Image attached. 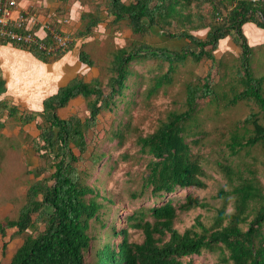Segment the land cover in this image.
Wrapping results in <instances>:
<instances>
[{"label": "trees", "instance_id": "trees-1", "mask_svg": "<svg viewBox=\"0 0 264 264\" xmlns=\"http://www.w3.org/2000/svg\"><path fill=\"white\" fill-rule=\"evenodd\" d=\"M92 4V8L81 12L74 41L55 56L45 54L34 44H12L46 63L56 61L78 40L93 36L95 28L105 21L103 9L109 17L107 26L125 22L137 36L158 28L171 37L187 38L189 43L179 51L155 48L145 42L112 50L106 83L99 76L89 81L76 76L45 98L41 111L21 110L7 99L0 102L9 118L22 127L37 120L39 135L29 141L39 157L36 173L42 175L30 182L17 217L0 220L1 235L16 227L23 239L9 264H86L85 253L95 247L99 233L95 228L99 224L105 229L108 223L111 235L107 231L101 237L102 243L94 250L95 260L89 264H187L185 258L204 250L220 251L224 264H264V184L251 164L247 167L242 162H218L231 186L219 190L223 204L217 208L211 226L198 216L194 224L180 231L175 226L178 210L189 211L206 203L192 194L179 206L172 199H163L179 188L207 186V170L194 156L190 137L197 135L192 128L201 105L199 100L220 101L213 87L214 68L222 69L220 79L233 74L228 79L232 95L224 108L241 101L252 106L230 133L226 142L230 154L238 155L245 149L251 154L253 148L264 150V74L255 72V48L244 31L248 23L264 29V0H100ZM59 16L53 18L57 27ZM204 29V37L194 33ZM228 37L241 48L238 63L228 64L216 56L221 41ZM7 43V39L0 38V44ZM79 57L88 66H95L87 50L81 48ZM150 59L158 60L160 68L167 63V70L154 74L147 87L148 98L173 83L179 66L189 59L195 64L208 60L210 68L203 78L187 83L185 109L170 111L153 132L137 137L140 151L150 158L141 190L133 191L131 197L139 198L149 189L153 203L133 210L127 216L126 227L118 229L116 216H111L116 201L103 190L98 177L78 163L85 159L83 155L91 144L88 132L95 130L100 115L113 112L121 102L128 110L132 99L126 100V91L132 88V76H137L133 64ZM78 96L85 100L88 114L84 118L78 113L61 117L59 109ZM120 135L118 128L114 137ZM103 156L96 151L91 153L94 162ZM232 199L234 209L227 212ZM36 222L44 223V228L30 231ZM129 228L142 230L143 239L130 240Z\"/></svg>", "mask_w": 264, "mask_h": 264}, {"label": "rangeland", "instance_id": "rangeland-1", "mask_svg": "<svg viewBox=\"0 0 264 264\" xmlns=\"http://www.w3.org/2000/svg\"><path fill=\"white\" fill-rule=\"evenodd\" d=\"M41 1L33 0L36 3L34 8H38ZM95 1L100 0H61L57 12L65 17L73 8L78 7V15L83 10L92 8V2ZM103 11L108 24L109 17L105 9ZM77 20H80V18H76L72 23L65 25L66 30H64L72 33L73 36L78 30ZM244 31L249 43L255 48V54L252 57V65L255 67V72L258 75L264 74V29L257 27L254 23H248L244 26ZM194 33L204 37L207 29L195 31ZM144 42L155 48L164 47L172 51H179L189 43L187 38L171 37L169 33L158 28H154L150 33L143 36H137L132 34L125 22L120 26H107L106 23L102 22L95 28L93 36L78 40L73 48L77 54L81 48L87 50L95 61V66H92L94 68L93 72L90 71L82 77L89 81L97 77L95 76L97 74L106 83L109 76L110 52L121 46H130L131 48L133 47L132 45ZM240 53V46L236 44L233 38L228 37L221 41L219 49L216 51V56L218 58L222 57L225 63L232 64L238 63ZM209 68L210 61L208 60L195 64L189 59L186 64L179 66L173 83L161 88L158 93L148 98L146 92L147 87L153 81L152 77L154 74L166 71L167 63H164L162 68H160L156 59L134 63L133 69L137 71V76H132L130 80L132 88L126 91L128 95L126 100L132 99L128 110H124L125 104L121 102L119 107L113 112L102 113L95 130L88 132L91 144L88 151L83 155L84 161L79 162L78 165L82 169L91 170L94 177H98L103 190H106L108 195L116 201V205H113L114 210L111 216H116L118 229L126 227L127 216L133 210L153 203L149 189L139 198L133 199L131 197L133 191L141 190L143 178L148 173L147 163L150 158L140 151V146L136 142L137 137L153 132L161 121L166 119L170 111L185 109L184 101L186 99L187 83L196 77L203 78ZM91 72L92 74H90ZM220 72H223L222 69L216 71L214 68L213 70V78L215 79L213 87L214 91L219 95L220 101L208 103L204 99L199 100L201 105L197 113V120L194 121L195 125L192 128V132L196 131L197 135L190 137L194 156L199 158L207 170V186L205 188H179L163 198L164 200L172 199L179 206L185 202L187 195L192 194L201 202L206 203L205 206L201 205L189 211L178 210L175 226L180 231H184L187 227L194 224L198 216L207 226H211L215 221L217 208L223 204V199L218 195L219 190L222 187L230 188L231 186L228 183V178L218 166L220 160L233 162L234 164L242 162L247 167L251 164V169L256 170V176L264 184V150L262 148H253L251 154H248L245 149L238 155H231L227 147L226 142L232 129L237 127L238 120L247 116L252 106L247 101H241L240 104L224 108L227 98L232 95L228 79L233 74L225 79H220ZM105 90L108 92V87ZM73 106L76 108L73 113H78L82 118L88 114L84 99L74 103ZM4 124L5 119L3 118L0 120L1 221L6 218L17 217L18 208L25 201L26 191L30 182L42 176L35 171L38 164L35 167L34 162H32V160H37L39 163V159L36 157L37 154L32 147V142L29 141L30 137L24 135L37 132L36 120L31 123L32 128H29V125L27 126L26 130L29 133L25 130L26 132H22V135L13 133L14 130L18 129L17 125H19L14 120H7V123ZM5 126H10L8 129L10 136L8 138L4 137L2 133V127ZM118 128L121 129V135L114 137ZM194 140H198V142L195 143ZM95 145L96 148H94ZM31 151L35 156L34 158H31ZM93 151H96L98 155L104 154L103 157H100L99 162L92 160L91 153ZM75 152L79 154L78 149H75ZM254 157L257 159H254ZM233 209L232 199L227 206V212H231ZM107 220L111 222V217ZM37 227L44 228V223L36 222L29 230L34 231ZM95 229L99 232L96 233L97 238L94 240V246L96 247L102 243L101 237L105 235V232H111L110 223L105 229L99 224ZM129 237L130 240L141 241L144 234L140 229L129 228ZM22 243L23 239L18 234L16 227L9 228L5 236L0 234V264L9 263L13 254ZM5 244L6 247L4 246ZM95 247L93 249L90 248L85 253L86 264L95 260ZM184 261L187 264H224L218 250L215 252L204 250L200 255L187 257Z\"/></svg>", "mask_w": 264, "mask_h": 264}, {"label": "crops", "instance_id": "crops-1", "mask_svg": "<svg viewBox=\"0 0 264 264\" xmlns=\"http://www.w3.org/2000/svg\"><path fill=\"white\" fill-rule=\"evenodd\" d=\"M19 1L24 8H30L37 12L40 15V19L42 21H48L54 24L53 18L56 14L57 16H59L57 10L60 6L61 0H40L41 4L38 8H34V5L36 3H34L33 0ZM77 9L78 7L73 8L71 12L65 17H58L57 21L61 30L65 31L66 24H70L76 18L78 19L81 17V13H78L77 15ZM105 17L106 16L104 15L103 11L102 18L105 20ZM62 18H67L68 21H59V19ZM104 23H106L107 25L106 20L104 21ZM80 24V20H77L76 25L79 27ZM38 28H40L39 32L41 34H44V30L41 28V26H39ZM79 54L80 51L77 54L74 52V48H72L58 60L46 63L38 59L28 50L17 48L11 43H7L4 45L0 44V102L4 99H7L14 104H17L21 110H43V102L45 98L55 94L61 86L66 85L74 77L86 75L90 71L93 72L94 68L88 66L86 63H83L80 60ZM92 72L90 74H92ZM95 76L98 75L95 74ZM82 100L83 98L81 96L71 99L67 106L59 109V115L63 118L69 117L76 109L73 104ZM3 118L5 119V124L7 123V120H10L8 110L4 109L0 105V120ZM31 123L23 127L21 125H17L18 129H16V131L14 130L13 133L15 132V134L17 133L16 135H22V132L25 133L27 131L26 129L28 125L29 128H32ZM9 127L10 126L2 127V133L4 137L8 138L10 136L8 130ZM24 135L26 137H37L39 135V130L37 128V132H31L30 134ZM34 157L35 156L31 151V158ZM36 157L39 159L38 154L36 155ZM32 162H34L35 167L40 163H38L37 160H32Z\"/></svg>", "mask_w": 264, "mask_h": 264}, {"label": "built area", "instance_id": "built-area-1", "mask_svg": "<svg viewBox=\"0 0 264 264\" xmlns=\"http://www.w3.org/2000/svg\"><path fill=\"white\" fill-rule=\"evenodd\" d=\"M59 21L68 19L62 18ZM39 26L44 34L39 32ZM0 38L7 39L11 44H34L49 56H55L74 41L72 33L42 21L37 12L24 8L19 0H0Z\"/></svg>", "mask_w": 264, "mask_h": 264}]
</instances>
